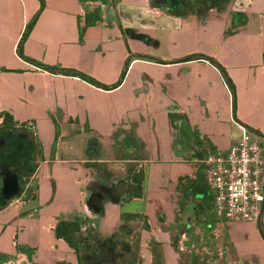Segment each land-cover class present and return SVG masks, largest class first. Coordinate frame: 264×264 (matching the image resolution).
I'll list each match as a JSON object with an SVG mask.
<instances>
[{
  "label": "crops",
  "instance_id": "obj_1",
  "mask_svg": "<svg viewBox=\"0 0 264 264\" xmlns=\"http://www.w3.org/2000/svg\"><path fill=\"white\" fill-rule=\"evenodd\" d=\"M245 129L264 0H0V264H264V212L219 222L201 170ZM29 153L35 196L3 197Z\"/></svg>",
  "mask_w": 264,
  "mask_h": 264
},
{
  "label": "built area",
  "instance_id": "obj_2",
  "mask_svg": "<svg viewBox=\"0 0 264 264\" xmlns=\"http://www.w3.org/2000/svg\"><path fill=\"white\" fill-rule=\"evenodd\" d=\"M219 222L259 223L264 212V140L247 129L227 151L201 160Z\"/></svg>",
  "mask_w": 264,
  "mask_h": 264
},
{
  "label": "trees",
  "instance_id": "obj_3",
  "mask_svg": "<svg viewBox=\"0 0 264 264\" xmlns=\"http://www.w3.org/2000/svg\"><path fill=\"white\" fill-rule=\"evenodd\" d=\"M194 58H197V59H208L205 56H202V57L201 56H192V57H190V59H194ZM38 67H40L41 69H46V70L48 69V68L43 67V66H38ZM221 70L224 72V70L222 68H221ZM224 75H225V72H224ZM81 76H83V75H81ZM83 77L88 79V80H90L94 84L99 85L97 82H95V81H93V80H91V79H89V78H87L85 76H83ZM226 79H227L228 84L234 90V87H233V84H232L231 80L227 76H226ZM6 120H7V118H6ZM4 134H7V133H4ZM10 137H13V136L10 135ZM29 154L30 155H28L25 158H23L28 163L27 166L24 169V172H25V174L27 176H31L34 173V168L33 167H31V168L28 167L29 163L32 162V160H33V157L31 155L33 153H29ZM20 159H21L20 157L17 158V159H11V158L5 156L1 152V148H0V163H8V164L17 165ZM79 231H80V226L78 224H76V223H60V225L58 226V229H57V236L61 237V238H64L69 243V245L78 252L79 251V242L76 239V234Z\"/></svg>",
  "mask_w": 264,
  "mask_h": 264
},
{
  "label": "rangeland",
  "instance_id": "obj_4",
  "mask_svg": "<svg viewBox=\"0 0 264 264\" xmlns=\"http://www.w3.org/2000/svg\"><path fill=\"white\" fill-rule=\"evenodd\" d=\"M10 130V135L12 136L13 134V138L15 137L16 139L18 138L19 140H22L21 137L19 136L20 134H24V129L22 128H14L13 129H9ZM24 130V131H23ZM27 135L29 136V134L27 133ZM24 136V135H22ZM28 136L26 137V139L28 138ZM2 145V144H1ZM23 145H20L19 147H15L14 146V142H6L5 147L1 146V152L4 155H12L14 154V152L22 147ZM34 160H32V162L29 163L28 167H34ZM31 182V176H27L24 172L23 169L20 170V172L18 173V183H19V189L21 190L20 193L21 194L24 190H25V196L26 197H33L35 196V188L34 187H27L29 185V183Z\"/></svg>",
  "mask_w": 264,
  "mask_h": 264
},
{
  "label": "water",
  "instance_id": "obj_5",
  "mask_svg": "<svg viewBox=\"0 0 264 264\" xmlns=\"http://www.w3.org/2000/svg\"><path fill=\"white\" fill-rule=\"evenodd\" d=\"M18 191H19L18 177L16 176L15 173H13V175L9 176L5 180L2 195L3 197H10L16 195ZM94 202L96 205L99 204V209H100V200L97 201V199L93 198L92 203Z\"/></svg>",
  "mask_w": 264,
  "mask_h": 264
},
{
  "label": "flooded vegetation",
  "instance_id": "obj_6",
  "mask_svg": "<svg viewBox=\"0 0 264 264\" xmlns=\"http://www.w3.org/2000/svg\"><path fill=\"white\" fill-rule=\"evenodd\" d=\"M100 255V253H97V254H95V257H98ZM100 257V256H99Z\"/></svg>",
  "mask_w": 264,
  "mask_h": 264
}]
</instances>
